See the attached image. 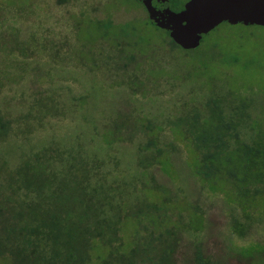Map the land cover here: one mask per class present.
<instances>
[{
	"label": "rangeland",
	"instance_id": "374dc122",
	"mask_svg": "<svg viewBox=\"0 0 264 264\" xmlns=\"http://www.w3.org/2000/svg\"><path fill=\"white\" fill-rule=\"evenodd\" d=\"M106 21L114 26L108 34L97 26ZM124 27L137 47L117 40ZM165 33L148 24L136 0H0V117L8 122L0 138V185L43 147L63 153L73 146L107 162L101 170L109 183L138 177L135 188L155 184L166 191L124 188L122 197L129 206L134 199L143 208V199L159 206L162 224L154 237L178 225L174 264H194L197 251L212 264H264L263 208L248 219L225 194L195 179V160L168 125L220 98L230 106L246 103L244 138L264 135V27L219 23L186 51L171 50ZM14 41L25 52L9 53ZM124 47L133 60L121 53ZM129 80L142 85L139 93ZM129 116L139 121L131 140L122 130L124 141L105 148L101 135L110 122L126 123ZM149 133L165 152L168 171L155 166L140 174L137 148ZM234 223L244 225L241 237ZM121 236L123 253L155 244L132 216L125 218Z\"/></svg>",
	"mask_w": 264,
	"mask_h": 264
},
{
	"label": "trees",
	"instance_id": "16d2710c",
	"mask_svg": "<svg viewBox=\"0 0 264 264\" xmlns=\"http://www.w3.org/2000/svg\"><path fill=\"white\" fill-rule=\"evenodd\" d=\"M148 24L151 25L149 21ZM97 26L105 34L114 27L110 21L97 22ZM122 30L123 37L117 40L126 42V48L133 47L135 42L128 37L131 29ZM168 41L171 50L180 49L170 38ZM9 44L13 45L9 53L15 49L25 52L26 47H21L24 44L14 46L15 41ZM121 53L133 60L125 47ZM154 70L163 72L159 68ZM128 86L133 93H139L142 87L135 80H129ZM245 104L230 106L220 98H210L202 105V111L194 107L168 125L195 160L193 177L208 185L210 191L225 194L250 219V212L257 208H263L264 214V135L243 137L248 118ZM121 116L125 114L118 113ZM138 122L130 116L127 124L112 120L108 131L101 135L103 146L112 148L113 144L124 141L122 130L127 131L131 140ZM7 127L8 122L0 117V138L7 134ZM156 146L157 139L150 134L148 141L137 148L140 174L155 166L168 171L170 164L165 152ZM32 155L5 176L0 185V259L8 264H174L178 225L154 237L153 230L162 224L158 218L159 206L145 199L142 201L146 208L136 204L137 199L129 206L122 197L124 188L159 194H165L164 189L155 184L135 188L138 183L134 180L138 177L109 183L108 173L102 171L107 162L73 146L63 153L59 148L52 150L47 146ZM58 166L64 171H58ZM169 201L170 198L165 200ZM129 216L137 219L148 236L154 238L153 246H133L122 252V225ZM244 228L239 223L232 226L239 237ZM95 251H102L101 255ZM193 261L212 264L200 251L195 253Z\"/></svg>",
	"mask_w": 264,
	"mask_h": 264
},
{
	"label": "water",
	"instance_id": "95a60500",
	"mask_svg": "<svg viewBox=\"0 0 264 264\" xmlns=\"http://www.w3.org/2000/svg\"><path fill=\"white\" fill-rule=\"evenodd\" d=\"M150 24L169 33L183 50L195 49L202 34L222 21L264 27V0H195L180 15H158L147 7Z\"/></svg>",
	"mask_w": 264,
	"mask_h": 264
},
{
	"label": "flooded vegetation",
	"instance_id": "af4514ba",
	"mask_svg": "<svg viewBox=\"0 0 264 264\" xmlns=\"http://www.w3.org/2000/svg\"><path fill=\"white\" fill-rule=\"evenodd\" d=\"M136 1L143 8V11L146 15V19L149 21V13H148L147 7H149V8L151 7L152 9H154L156 14H158V15L161 14L162 16L163 15H169V14L180 15V14L184 13L186 6L195 0H136ZM149 23H150V21H149ZM221 23L230 24L229 21H227V20L222 21ZM231 25H237V24H231ZM241 25H243V24H241ZM151 26L155 27L153 25H151ZM254 26H257V25H254ZM155 28H157V27H155ZM167 34L169 36L168 32H167ZM203 35H205V34H202L200 42L202 40ZM200 42H199V45H200ZM195 49H192V50H195Z\"/></svg>",
	"mask_w": 264,
	"mask_h": 264
}]
</instances>
